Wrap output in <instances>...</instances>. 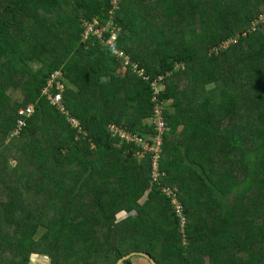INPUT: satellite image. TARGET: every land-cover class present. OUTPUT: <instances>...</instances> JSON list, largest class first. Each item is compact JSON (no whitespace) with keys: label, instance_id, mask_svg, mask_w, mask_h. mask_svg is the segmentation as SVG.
I'll list each match as a JSON object with an SVG mask.
<instances>
[{"label":"trees","instance_id":"trees-1","mask_svg":"<svg viewBox=\"0 0 264 264\" xmlns=\"http://www.w3.org/2000/svg\"><path fill=\"white\" fill-rule=\"evenodd\" d=\"M119 7L106 46L83 25L107 26L111 0H0V264H264V0ZM114 49L165 78L161 185L110 133H154L150 84ZM58 71L81 130L43 95Z\"/></svg>","mask_w":264,"mask_h":264},{"label":"built area","instance_id":"built-area-1","mask_svg":"<svg viewBox=\"0 0 264 264\" xmlns=\"http://www.w3.org/2000/svg\"><path fill=\"white\" fill-rule=\"evenodd\" d=\"M119 1L120 0H111V17H113L117 9L119 8ZM83 26L85 27L83 34L84 42L90 41L93 36L97 35L103 41V43L106 44V46H113L120 32V28H117L115 25L113 29L105 30L106 26L101 25V23H97V25L95 26L93 25V21L86 22ZM97 27L100 28L98 29ZM100 29H104V31H107L106 33H110L109 39H106L105 36H100V33H96V31ZM226 45L227 43L224 44V46ZM113 53L118 59H122L123 69L125 71L126 69L131 68L132 72L137 75L138 78L150 84L152 103L154 107L153 116L147 122H149L154 127V133L149 136H142L137 133H132L117 124H111L109 126L110 133L114 138L118 139L121 144H125L131 147L134 151V155L138 158V160H147L151 163L152 181L156 185H161L162 180L165 177V174L162 173L160 169L163 154V142L164 137L168 131V126L164 114V110H166L167 104L164 103L160 98V95L166 89L165 78L161 76L155 80H151V77L146 74L145 70L143 68H140L136 62H133L130 56L125 54L122 50L114 49ZM62 77L63 73L60 71L52 75L48 86L43 91V95L46 96L48 100H50L52 105L56 106L59 110L68 115L69 121L74 128L80 129V122L70 116V113L67 111L64 105V92L66 91V83L64 82V80H62ZM34 113V106H29L28 108L22 109L20 111V114L24 117H31ZM25 125L26 121L21 120L18 130H16L15 132V135L20 134ZM162 192L164 193L165 197L170 200L173 210L177 218L179 219L178 222L180 226V232L183 236V243L186 244L183 232V227L186 226V217L183 213V205L180 202L178 190L177 188L163 187Z\"/></svg>","mask_w":264,"mask_h":264},{"label":"crops","instance_id":"crops-1","mask_svg":"<svg viewBox=\"0 0 264 264\" xmlns=\"http://www.w3.org/2000/svg\"><path fill=\"white\" fill-rule=\"evenodd\" d=\"M118 72L120 73V74H123V72H125V70L124 69H119L118 70ZM111 80V78H105L104 79V81H110ZM120 217L121 218H123V217H127V218H129V217H131V215H129L128 213H126V212H123V213H121L120 214ZM132 258V263L133 264H149L147 261H146V259H143L142 258V256H133V257H131ZM43 261V262H42ZM40 263L41 264H49V261L48 260H41L40 261ZM119 264V263H118ZM122 264H125V262H123Z\"/></svg>","mask_w":264,"mask_h":264},{"label":"rangeland","instance_id":"rangeland-1","mask_svg":"<svg viewBox=\"0 0 264 264\" xmlns=\"http://www.w3.org/2000/svg\"><path fill=\"white\" fill-rule=\"evenodd\" d=\"M120 9V7L117 9V11ZM110 19H111V22L108 23V25L105 27V30H111L114 28V20H113V17L110 16ZM97 23H101V21L96 18L94 21H93V25H97ZM90 24V23H89ZM86 25V24H85ZM107 31H104V29H100V30H97L96 33H100L99 35L100 36H105ZM209 88L213 89V86H209ZM13 165H15V161L12 162Z\"/></svg>","mask_w":264,"mask_h":264},{"label":"water","instance_id":"water-1","mask_svg":"<svg viewBox=\"0 0 264 264\" xmlns=\"http://www.w3.org/2000/svg\"><path fill=\"white\" fill-rule=\"evenodd\" d=\"M133 256H142V257L148 259V260L151 262V264H158V263L155 261V259H154L151 255H149V254H147V253H134V254H131V255L126 256L125 258H123V259L119 262V264H122L123 262H125L126 260L130 259V258L133 257Z\"/></svg>","mask_w":264,"mask_h":264}]
</instances>
